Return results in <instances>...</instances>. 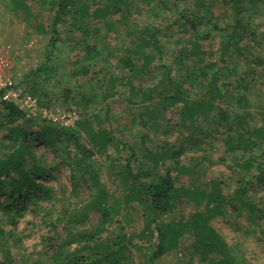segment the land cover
Instances as JSON below:
<instances>
[{
	"label": "rangeland",
	"instance_id": "obj_1",
	"mask_svg": "<svg viewBox=\"0 0 264 264\" xmlns=\"http://www.w3.org/2000/svg\"><path fill=\"white\" fill-rule=\"evenodd\" d=\"M68 1L74 7L61 16L57 12L61 0H0V40L8 48L15 86L37 95L41 109L56 115L67 114L73 122L70 127H62L39 115L37 118L25 116L24 121L16 123L27 132L46 128L56 146L40 142L33 148L37 163L45 169V175L38 181L51 188L54 197L52 202L44 200L39 204L52 214L57 211L78 213L79 221L67 224L66 228L90 232L102 223L101 214L98 208L85 211L83 206L103 195L108 218L100 235L101 242L112 244L124 236V264H146V256L150 249L154 250L152 245L156 242L152 232L155 226L143 217L145 207L138 201L140 189L134 186L148 183L157 173L164 174L172 168V162H164L154 170L143 148L148 152H158L159 148L181 149L183 153L178 162L189 171L180 177L172 173L176 186L208 191L209 183L216 181L226 198L234 196L241 186L237 180H243L246 175L236 164L264 151V139L256 141L252 147H244L247 140H256L253 132L264 125V3H257L251 9L249 27L253 37L247 36L242 41L240 55L231 50L226 55L222 33L195 23L191 27L189 22L206 18L219 28L232 24L234 14L228 0H169L165 5L161 0H131L130 15L126 19H122V13L113 15L110 20L114 27L109 31L99 20L86 17L82 27H78L79 23L72 18L73 13L82 12L80 8L91 14L105 0ZM93 30L100 32L92 38ZM85 32L90 34L86 36ZM152 33L162 49L154 46ZM196 37H199L204 63L208 66L218 64L216 68L224 74L219 86L225 103H219L218 109L210 115H200L190 121L185 107L191 106L193 101L205 100L209 90L207 81H200L191 69V56H187L190 54L189 41ZM202 37L206 39L201 40ZM97 39L105 46V63L89 60L90 69L85 74L79 71L82 44L94 45ZM126 48L132 50L131 58L137 71L132 76L120 69L119 59L128 55ZM141 50L147 57L134 56ZM185 56L183 64L176 65L181 61L179 58ZM104 66L125 84L129 81L140 89L133 93L128 86L117 85L113 95L101 100L100 95L107 94L109 88V77L101 71ZM196 77L199 82L190 87L189 80ZM180 83L179 95L183 103L168 106L162 112L161 98L176 94ZM240 84H247L248 94ZM151 88H156L157 93H152V100L145 99L143 94ZM240 94L244 96L243 109L237 108ZM2 102L0 100V156L3 157L12 143L8 139L11 126L4 120ZM220 109L226 111L230 122L233 112L243 118L247 134L243 136L244 141L237 144L239 151L236 153L227 150L224 139L229 134L238 135L240 130L236 123L222 125L217 122ZM30 119L37 120L36 125L32 126L28 122ZM87 121L94 129L99 127L114 138L105 154H95L86 161L95 174L97 186L91 183L83 164L79 168L75 166L80 159L79 151L77 145H73L74 138L70 137V131H75L79 144L85 146L87 141L81 134L85 136L86 129L83 127L81 134L77 129ZM132 154L135 157L131 158ZM127 161L135 183L127 178ZM30 163L26 160L24 166ZM261 173H264V158L261 164L254 163L249 178L241 181L246 198L260 208L264 207V182L257 180ZM5 194H0L2 206L7 201ZM199 209L200 206L183 198L157 225L177 222ZM32 210L31 203L22 208L15 214L14 224L0 212V245L10 252L13 264L51 262L43 253L44 239L53 235L52 228L44 224L50 220L42 212L36 216ZM211 225L227 243L234 264H264V221L251 223L245 208L240 206L238 210L227 207L226 215L213 219ZM63 226L58 230L61 241L65 234ZM72 252L73 249L66 254ZM153 264L212 263L202 262L193 253L190 234L186 233L176 250L166 252Z\"/></svg>",
	"mask_w": 264,
	"mask_h": 264
},
{
	"label": "trees",
	"instance_id": "obj_2",
	"mask_svg": "<svg viewBox=\"0 0 264 264\" xmlns=\"http://www.w3.org/2000/svg\"><path fill=\"white\" fill-rule=\"evenodd\" d=\"M167 1L169 0H161L160 2L162 5H165ZM228 3L234 14L232 24L227 25L224 28H219L217 24L211 23L206 20V18H199L196 22L189 23H191V27L198 24L222 33L224 53L228 55L231 50V52L240 55V45L242 41L247 36H251V38L253 37L252 29L249 27V15L251 9H253L257 3L263 4L264 0H228ZM73 7L74 4L70 3L68 0H61L57 12L62 16L70 12ZM80 11L82 12L73 13L72 15L75 22L79 23L78 27H82L85 18L89 17L91 19L99 20V23H103L104 26L107 27L106 30L109 31L114 27V23L110 20L113 15L122 13V19H126L128 15H130L131 0H105L104 4L93 10L91 14H88L83 8H80ZM90 32H85L84 34L87 36ZM99 32L100 31L94 33L93 30L92 33H94V35L92 38L98 36ZM205 39L206 37L201 38V40ZM152 41L156 48L158 46V49H162L159 40L155 38V34H153ZM189 42L190 54H187V56H191V69L198 74V79L200 81H207L209 86V90L206 93L207 98L205 100L193 101L191 106L185 107V110H187V118L190 121H193L200 115H204V117L210 115L213 110L218 109V106H220L219 103L224 102L225 97L223 90L219 86L220 77L224 74L219 72L216 68L218 67V64L208 66L204 63L203 58H201V53L203 52L199 44V37H196L195 40H190ZM82 45V55L79 58V63H81L82 66H80L81 69L79 71L86 74L90 69V62L88 61L98 62L99 64L105 63L104 59L106 58V52L104 44L99 39L96 40L94 45ZM125 53L128 55L119 59L120 69L122 71L127 70L128 75L132 76L137 72L134 61L131 58L132 50L126 48ZM135 54L136 55L134 56L136 57H147V54L143 53V50L136 52ZM160 55L161 54L159 53V56ZM90 56L91 59H89ZM187 56H185V58L180 57L179 60L181 61L178 63L176 62V65L181 66L183 64L182 62L187 59ZM258 63L262 62L258 61ZM101 71L107 73L109 77L107 81V85L109 86L108 93L100 95L101 100L103 101L106 100L109 95L114 94L117 85L128 86L129 90L133 93H136L137 89H140L129 81L125 84V82H122L121 78L111 75L105 66ZM228 72L229 71L226 70V74ZM196 79L197 77L194 78V80H189L190 87H193V85L199 82ZM239 87H242L241 89H244V93L248 94L249 90H247V84H243L242 86L240 84ZM177 89L176 94L166 95L161 98L160 104L162 112L168 106L180 102L183 103L184 100L180 97L181 92L179 91L182 89L181 83ZM156 90V88H151L146 94H143V97L152 100V93L156 92ZM30 94L38 98L34 93L30 92ZM1 97L2 92L0 91V100ZM80 98L83 100L86 99L82 97ZM243 100L244 96L240 94L237 99V108L243 109L245 107ZM2 104L4 109V120L11 126V134L8 139L11 141L12 147L8 150L6 156H0V194L6 193L5 195L7 197L6 204L3 206L0 200V212L5 215L12 224L17 220L15 214L22 208L26 207L29 203L33 205L32 212L34 214L36 213V216H38V213L40 212L45 214V217L50 221L45 222L44 224L52 228L51 233L53 234L44 239L43 246V253L49 256L51 261L50 264H124V252L126 249L124 243L126 242V238L122 236V238H118L112 244L101 242L100 240V235L104 232V224L108 218V210L104 205L105 198L103 195H99L95 200H91L83 206V210L85 211L98 208L101 214L102 223L90 232H76L70 227L66 228L67 224L77 223L79 221L78 213H74V211H65L61 214V211H57L52 214L51 211H47L39 204L44 200L52 202L54 197L51 188L38 181L45 175V169L37 163L33 148L37 147L34 145L40 142L47 144L50 143L53 147H56L53 142L54 139L51 138V140L49 138L46 128L40 132H27L20 129L19 126H16V123L24 121L25 114L12 104L5 102H2ZM225 112L224 109H220L217 114L219 117L217 122L222 125H231L233 122L238 126V129L240 130L238 135L229 134V136L224 139V144L226 145L227 150L236 153L239 151L237 144L244 141L243 136L244 134H247V132L243 128L244 123L242 117L233 112L231 114L232 122H230V118ZM36 121L37 120L35 119H30L28 122L34 126L36 125L35 123H37ZM83 127L86 129L85 136L81 134L83 133ZM77 130H79L82 137H85L87 143L85 146L79 144L78 134L76 135L75 131H70V137L75 140L73 141V145H77V151H79L78 155L80 157L75 166L79 168L80 164H83L86 167L85 172L90 176L89 179L91 183L94 186H97L98 183L95 174L90 171L89 166H87L88 164L86 165V161L90 160L95 154H105L110 144L113 143L114 138L112 137V134L99 127L94 129L91 122L88 121L85 126L79 124ZM253 134L256 140H249V142L247 140L244 144L245 148H248L249 146L252 147L256 144V141L264 139V125L261 128L256 129ZM158 150V152H148V150L143 148L142 152L146 154L148 162L152 164L154 170H156L160 164L168 161L172 162V168H168L162 175L157 173V175L148 183L139 184L138 187L134 186V189H140L138 201L145 207L143 217H145L146 221L155 226L152 232L155 236L156 242H153L154 245H152L154 250L150 249L149 251L151 252L146 256V264H153L156 259L164 255L166 252L176 250L179 247L180 242L184 239L186 233L190 234L191 249L193 253L198 256L202 262L212 264H234L235 260L231 256L232 254L227 243L212 227L211 221L215 218L226 215L227 207H230L231 210H238L240 206L245 208L251 223L256 224L264 221V207L260 208L255 205L253 201L246 198L245 187L242 183L245 179L249 178L248 173H250L253 164H261L262 159L264 158V151L257 156L247 158L236 164V166L243 170L246 175L243 176V180H237L238 185L241 186L237 188L234 196L226 198L222 193L220 183L216 181H211L209 183L208 191H202L197 188L191 189L183 186L177 187L176 178L172 176V173L174 172L177 177H180L183 174H187L189 171V168L185 166L182 167L178 162L183 151H181V149L171 151L163 148H159ZM69 154L71 156L73 153L70 152ZM78 155L75 157H78ZM133 157H135L134 154L131 155V158ZM26 160L31 162L30 165L24 166ZM72 160L75 159L72 158ZM130 168L129 161H127V178L129 181L133 180L135 183L136 178L132 175ZM149 176L150 175L148 174L147 177ZM239 177L240 175L238 174L237 178ZM253 179L255 178L253 177ZM257 180L264 182V173H261ZM130 193L132 192L129 191V196H131ZM183 198H187L196 206H200V209L177 222L164 224L162 226L157 225L158 221L166 217L173 209V206ZM235 204H239V206L237 207ZM61 225H64L63 229H65L63 230L65 234L62 241L61 234L58 231ZM72 249V253L66 254ZM11 259L10 252L0 245V264H13ZM38 264L43 263L40 261Z\"/></svg>",
	"mask_w": 264,
	"mask_h": 264
},
{
	"label": "built area",
	"instance_id": "obj_3",
	"mask_svg": "<svg viewBox=\"0 0 264 264\" xmlns=\"http://www.w3.org/2000/svg\"><path fill=\"white\" fill-rule=\"evenodd\" d=\"M0 91L2 92L1 100L5 103L14 105L18 110L23 112L28 118H37L39 115L52 123L62 127H70L73 122L67 114H53L40 108L36 97L29 94L25 89L15 86L10 73L8 48L0 40Z\"/></svg>",
	"mask_w": 264,
	"mask_h": 264
}]
</instances>
